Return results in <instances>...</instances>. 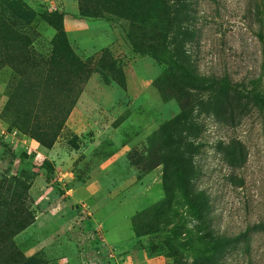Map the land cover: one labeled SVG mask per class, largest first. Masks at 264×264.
I'll list each match as a JSON object with an SVG mask.
<instances>
[{
	"label": "rangeland",
	"instance_id": "1",
	"mask_svg": "<svg viewBox=\"0 0 264 264\" xmlns=\"http://www.w3.org/2000/svg\"><path fill=\"white\" fill-rule=\"evenodd\" d=\"M17 1L24 19L0 17L32 55L9 59L0 32V217L23 206L29 223L0 264H264V0L177 7L196 88L148 53L162 20L131 17L134 4L117 15L110 0ZM53 13L78 75L50 63Z\"/></svg>",
	"mask_w": 264,
	"mask_h": 264
},
{
	"label": "trees",
	"instance_id": "2",
	"mask_svg": "<svg viewBox=\"0 0 264 264\" xmlns=\"http://www.w3.org/2000/svg\"><path fill=\"white\" fill-rule=\"evenodd\" d=\"M125 1H127V5L134 4L136 6V8L133 9V12H130V14H132L131 17H134V15L139 13L140 15L148 16L150 19L162 20L159 27L160 39L156 43L148 45V53L165 63L167 68L173 74L176 73V71H182L181 77L188 81L186 84L193 85L196 88L198 86L197 82L199 78L194 73L193 68H189V65L187 64L188 61L183 63L182 59L178 60V57L181 56L182 58V55H185L181 48L191 35V30L188 22L190 16L187 13L183 14V22L185 24L182 25L180 29V21L176 11L178 10L177 7H181L180 9L184 11L188 9L187 6L189 0H110V5L114 9V13L117 15L124 14V11L122 10L124 6H122V3ZM0 8V13H4L3 8H5L8 9L10 13L17 15L19 19H24L25 14L28 12L23 4L17 0H0ZM53 15L56 16L57 22L54 24L56 33L52 40L50 63H66L67 68L71 69V73H74V71L80 72L82 69L81 62L68 45L67 38L61 27V16L57 13H53ZM46 19L49 22L51 21L49 18ZM13 22L14 21L11 19L5 18L3 20L0 17V32H9L12 34V38H2V43L5 48L4 50L8 52V58L18 62L20 65L31 58L32 50L28 48L31 41L21 31H17L12 27ZM177 35H180V39L178 40L176 38ZM79 72L74 73V75H78ZM177 118L178 116L172 118L167 123V126L174 125L178 121ZM172 134L169 136L173 137ZM169 139L171 140L170 137ZM176 175V187L181 191L187 207L194 212V214H198L200 209L204 210L203 202H201V200L195 195V192L189 188V179L186 170L180 167V169L177 170ZM163 186L166 194V198L163 201L165 204V210L171 211L172 196L168 187L165 184H163ZM17 201L18 200H13L7 204L8 210L11 209ZM0 204L5 205L6 202L1 199ZM28 223L29 219L23 206L22 208L15 206L12 213L6 214L4 218L0 217V248L8 246V248L11 249V259H14V255H17L19 252L11 248L10 239ZM135 232L138 233L136 230ZM206 261L212 264L216 263L213 255L209 256Z\"/></svg>",
	"mask_w": 264,
	"mask_h": 264
},
{
	"label": "crops",
	"instance_id": "3",
	"mask_svg": "<svg viewBox=\"0 0 264 264\" xmlns=\"http://www.w3.org/2000/svg\"><path fill=\"white\" fill-rule=\"evenodd\" d=\"M65 22H66V18H65Z\"/></svg>",
	"mask_w": 264,
	"mask_h": 264
}]
</instances>
